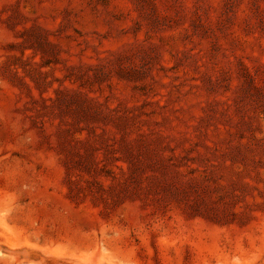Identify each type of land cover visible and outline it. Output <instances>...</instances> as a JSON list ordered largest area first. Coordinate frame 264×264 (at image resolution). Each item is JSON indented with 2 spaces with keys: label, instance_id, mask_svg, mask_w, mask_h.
I'll return each instance as SVG.
<instances>
[{
  "label": "rangeland",
  "instance_id": "374dc122",
  "mask_svg": "<svg viewBox=\"0 0 264 264\" xmlns=\"http://www.w3.org/2000/svg\"><path fill=\"white\" fill-rule=\"evenodd\" d=\"M0 264H264V0H0Z\"/></svg>",
  "mask_w": 264,
  "mask_h": 264
}]
</instances>
